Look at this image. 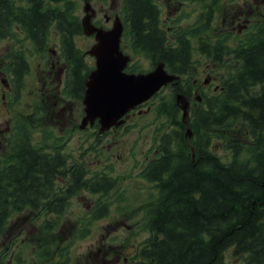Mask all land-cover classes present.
<instances>
[{"label":"trees","instance_id":"obj_1","mask_svg":"<svg viewBox=\"0 0 264 264\" xmlns=\"http://www.w3.org/2000/svg\"><path fill=\"white\" fill-rule=\"evenodd\" d=\"M21 9L20 22L32 31L31 38L41 49L50 25L56 24L62 32L63 24L69 23L59 7L46 8L39 0ZM12 10L11 2L0 7V39L12 30ZM153 11L148 3L137 4L132 35L135 53L164 60L170 70L185 73L190 84V75L195 74L192 37H198L201 52L211 60L221 62L233 56L237 67L223 77L219 93L203 95L202 102L192 104L195 157L175 95H160L154 102L156 148L141 175L157 187V200L147 210L150 237L137 248L131 264H225L230 247L244 264H264V20L255 23L248 39L232 46L228 37L214 39L206 31L205 18L210 17L202 15L199 29L181 33L179 45L167 47L165 35L149 28ZM73 39L74 35L67 36L74 50L70 59L76 63L72 86L83 91L89 68L79 49L73 47ZM26 64L22 60L21 69ZM18 134L15 153L0 160V230L11 225L14 214H21L14 224L22 223L35 215L39 203L58 195L57 182L63 180L57 178L58 173L75 182L77 189L93 182L94 189H108L106 175L84 179L80 175L84 165L69 162L57 143L36 144L26 125H20ZM13 225L8 232H13Z\"/></svg>","mask_w":264,"mask_h":264},{"label":"rangeland","instance_id":"obj_2","mask_svg":"<svg viewBox=\"0 0 264 264\" xmlns=\"http://www.w3.org/2000/svg\"><path fill=\"white\" fill-rule=\"evenodd\" d=\"M175 3L179 6L177 8L185 13V19L176 33L180 30L186 31L192 23L197 21L201 12L208 14L211 8L214 16L210 32L216 36L222 34L221 32H229L226 28L229 23L226 24L224 18L234 7L243 6L245 12L248 9L251 12L255 11L250 15L249 26L251 27L258 17L264 16V0H218L213 4L210 3L208 10L207 4L201 1L175 0ZM64 5L61 3L54 6ZM245 17L247 16H243ZM237 29L235 27L231 34L227 35L230 45L248 39L246 35L250 33V30L240 33ZM61 34L62 32L53 24L48 31L47 43L42 49H39L36 41H31L25 36H19V39H25L26 45L18 44L14 48L11 42L12 36L0 39V49L3 51L5 60L7 59L5 61L3 58V71L0 76V158H2L0 160L5 161L4 159H8L15 153L13 143L19 136L20 125L21 127L26 125L28 131L31 130L33 142L36 144L57 143L60 150L66 152L69 162L78 161L84 165L89 177L106 175L110 179L109 184L107 183L108 189L104 191L77 189L75 182L59 180L58 183L61 184L58 190L62 193L60 196L65 197L63 200H66V207L61 212L47 213L42 209L34 210L35 215L31 219L26 217L23 224L19 222L14 224L15 221H20L18 217L21 215L14 214L9 220V224H14L13 232L11 234L8 232V227L11 225L3 226L4 228L0 230V241L2 239L8 241L14 231H19L22 225L24 230L12 240L3 255H0V264H8L10 259L11 264H39L37 260H41L43 256L39 257L38 253L45 249L52 254L49 264H53L61 256L66 257L69 264H100V261L96 259L98 256L103 257L104 249L111 250L110 255H107L109 263L104 264H131L136 249L150 237L151 233L146 227L147 210L150 203L157 200V187L143 177V174L141 175L146 156L153 153L157 141L158 130L154 131V129L158 119L156 111L152 108L155 99L150 104L152 105L150 108L145 105L144 108H147L145 112L131 114L124 126L107 135L100 136L98 127L95 125L82 128L80 123L84 115V104L80 97L71 96L74 77L72 67L71 83L68 82L69 67L65 66V71L58 76L49 72L53 62L57 66L64 63L67 66L70 65L59 49L57 52L48 49V45L53 47L56 42H63ZM77 40L80 49L83 50L92 43L86 36L78 37ZM130 41L129 39L128 43ZM16 47L25 51L28 63V70H24L26 71L24 78L23 80L20 78L19 81L16 74L10 72L11 60L6 58V53L15 52ZM127 52L132 56L135 71H145L154 67L153 60L142 52L135 53L132 45ZM81 53L84 56V64L92 68L95 63L94 57L88 53ZM1 57L2 54H0ZM192 58L198 66L196 70L200 72L197 76L203 78L206 75L205 72L209 71L215 77L210 86H204V84L201 86L206 95L219 93L215 91L214 85L221 83L223 77H227L237 67V61L233 59V56L225 61L214 63L211 59L203 57L195 46H192ZM8 71L12 76L14 89L10 96L6 94L4 97L1 77L3 75L9 79ZM193 75H191V82ZM49 88L52 89V95L46 94ZM159 95L171 98L175 95V91L170 86ZM65 105H68L67 111L61 110V106ZM7 121L12 123L14 131L10 132V126L4 134L8 127ZM88 202L91 203V207L87 206ZM101 205H106L107 214L93 217L94 212ZM56 236H58L57 240L54 238ZM63 237H67L68 240L61 244L59 240L65 239ZM54 250H57L55 256ZM116 250L122 256L119 260L112 261ZM14 251L16 256H13ZM58 251H64V253H58ZM126 255L127 260H125ZM225 264H244V260L230 247L225 252Z\"/></svg>","mask_w":264,"mask_h":264},{"label":"flooded vegetation","instance_id":"obj_3","mask_svg":"<svg viewBox=\"0 0 264 264\" xmlns=\"http://www.w3.org/2000/svg\"><path fill=\"white\" fill-rule=\"evenodd\" d=\"M36 1L37 0H0V7L1 8L3 6H5V4L7 2H11L13 4V10H12L13 21L11 23L12 30H10V32L7 34V35L13 36V42H12L13 48L15 46H17L18 44H20V40H19L20 35H24V34L32 35V31L29 28L22 26V24L20 23V20L22 18V13L20 11L22 9H21L20 5L25 4L27 7H30V4H35ZM87 1H91V3H92V6H90V8H88L89 11H87L85 8V3ZM193 1L204 2L205 4H207V7H206L207 10L210 7L209 4L210 3L213 4L215 2V1L213 2V0L211 2L206 1V0H193ZM39 2L41 5H44V7H46V8H55L54 5H60L61 3L65 4L64 6H61V10L63 11V20H65L66 22H69V23H66L65 25L63 24V29H62L63 32L61 34V36L63 38V42H60V43L56 42L53 47L48 45V49L50 51H53V52H57L59 49L60 53H62L64 55V57L66 58V60L70 64L71 63L76 64V63L71 62V59H70V54H74V50L70 49V43L67 41L68 35H74V39L72 42L74 48L80 49V47H79L80 45L78 44L77 39H78V37H81V36H86L88 39H90L92 41L91 45L96 41V31L97 30H95V32L92 34H87L85 32L84 17L87 14H90L89 20H90L91 24L96 28L109 29V28H112L114 26L115 22H118V23L121 22L122 32H123L122 40H121V47L126 52H127V49L129 47H131V45L135 49L134 41L132 40V35L135 34V31H134L135 17L134 16H136L135 11H136L137 4L139 2L148 3L150 5L151 9H154L153 13L155 14V17L154 18L150 17V20H149V18H147L149 20L148 22L150 24L149 28L151 30V29H154L153 27H155L158 34L163 33L165 35L164 43L167 45V47L178 46L177 39L179 36V32L176 33V31L179 30V26H181L182 21L185 19V16L180 19V16L184 14V11L182 9L177 8L179 6H177V3H175V0H164V1L163 0H39ZM161 4H162V6H161ZM227 8H229V7H227ZM231 10H232L231 13H229L227 15V17L224 16L225 17L224 19H226V24L229 23L228 26L226 25L227 31H229V32H221L226 37L228 34H231L232 30H234L235 27L238 28L237 30L240 31V33L241 32L244 33L246 30H248L250 28L249 25L251 22L250 15L255 13V11L251 12L250 9H248V11L245 12L243 9V6L237 7V8L234 7ZM222 12H223V10H222ZM164 13H165V15H164ZM2 15H3V13H2ZM206 15H209V17H210V18H207V17L205 18V21H208V23H207L208 33L210 35H213L210 32V27L213 23L212 17L214 16L212 8H211L210 12ZM71 16H72V21L70 22L68 17H71ZM243 16H247V17L243 18ZM2 23H3V19L0 18V24H2ZM192 24H194V23H192ZM50 28H51V26L49 27V29ZM88 29H91V27ZM129 39L131 40L130 43H128ZM45 43H47V41H45ZM127 44H128V47H127ZM16 48L17 49L15 50V52H13L12 60H11V62H9L10 63L9 68H10V72L16 74V78L19 79L20 74H21V72H20L21 59H20V53H19L20 47H16ZM83 52H85V50H83ZM0 54H2V57L0 58V65H1L0 76H1L2 71H3V69H2L3 58L5 60V57L3 56V51L1 49H0ZM77 59H78V57L75 56V60H77ZM158 61L159 60H157V62ZM156 64L157 63H155L154 66ZM65 66L69 67V65L67 66L66 63H64L63 65L57 66V64L55 62H53L52 67H51L52 69H50L49 72L50 73L53 72L54 76H58L61 72L65 71V68H66ZM56 67H57V69H56ZM10 72L8 71V74L10 75L9 79H8V77H5L3 75L1 77L2 80H3V78H5V80H3V82H2L4 85V87L2 88L4 97L6 96V94H12V91L14 89V84L12 82V76H11ZM199 73L200 72L198 71V74ZM205 74L206 75L203 78H201L200 76H196L193 79L192 84H188L186 86V90L189 93V95L191 96L192 100L198 99L199 95L202 96L205 93V91L203 89H201V86H203V84H204V86H210L213 83V81L215 79L214 75L212 73H210L209 71H206ZM86 77H87V75L85 74L84 79H86ZM23 78H24V73L22 74V79ZM177 88H178V85H177ZM84 92H85V88H84V91H82V89H80V88H77L74 90V93H76L77 95H82L80 97V99H82V101H83ZM46 94L52 95L53 94L52 89L49 88V90L46 91ZM201 99H198V100H201ZM149 102H144L142 104L140 103L136 110L137 111L146 110L147 108L145 109L143 107L144 105H147V107L150 108ZM67 107H68V105L67 106L66 105L61 106V110H66ZM83 109H84V106H83ZM84 114H85V112H84ZM131 114L129 113L127 120ZM7 123H8V127H7V129H5L4 134L10 129V122L7 121ZM108 133H110V132H108ZM146 157L150 158L149 155H147ZM80 175L86 179H93V180L97 179L94 176L89 177L86 172H84ZM62 176H63L62 174H59V173L57 174V178H60L63 180H69V178L64 179ZM57 184L60 186L61 183L57 182ZM83 188H87L88 190H91V191L107 190V188L106 189H103V188H95L94 189V182L92 183V186H90V183H88ZM56 192L58 195H54L52 199L48 198L46 200L47 203H42V204L39 203L38 204L40 209H42V210H56V208H57V209L63 210L66 207V205H67L66 200H63V198H65V197L60 196V194H62V193H60L59 190H57ZM65 192L66 191H64V193ZM94 193H96V192H94ZM87 206L91 207L92 205H91V203L88 202ZM92 208H91V210L94 209V208L93 209ZM106 208H107L106 205H101L98 209H96L93 217L102 216V215L107 214V211L105 210ZM31 217L32 216H30L29 218L31 219ZM23 230H24V226H22L20 228V231H21L20 233H22ZM16 237H18V236L12 234L8 241L3 240V239L0 241L1 242L0 243V255H3L4 250L8 248L9 244L12 242L13 239H16ZM54 238H56L55 240H57L58 236H56ZM63 238H65V239L61 238V240H59V241H61V244H63L66 240H68L67 237H63ZM59 246H62V245H59ZM59 248H61V247H59ZM110 248H111V246H110ZM57 250H54V256L57 254ZM99 251H101L100 247H99ZM102 251H103V257L98 256L96 260H99L100 264L109 263V259H108L109 257H107V255H110L111 250L110 249H108V250L104 249ZM58 253L63 254L64 251H58ZM97 254H99V252H97ZM50 255H52V254L49 251H46V249L44 251H41V253H38V256L39 257L43 256V257L41 260H37V262L39 264H49V262L51 260ZM113 255L114 256H112V258H113L112 261H117L122 256L119 252L117 253V250H116V253L115 252L113 253ZM13 256H16L15 251L13 253ZM125 260H127V255H126ZM8 264H11V259L8 262ZM53 264H69V261L66 257L61 256Z\"/></svg>","mask_w":264,"mask_h":264},{"label":"water","instance_id":"obj_4","mask_svg":"<svg viewBox=\"0 0 264 264\" xmlns=\"http://www.w3.org/2000/svg\"><path fill=\"white\" fill-rule=\"evenodd\" d=\"M89 6L90 2L87 1V10ZM89 19L90 14H87L84 17L86 32L93 33L97 30V42L88 50L96 57V66L85 81L86 114L81 126H85L89 121L93 123L99 117L100 130L104 131L112 125L121 124L125 120V113L137 103L150 98L163 84L174 80L178 75L168 72L163 61L149 72L125 71L130 56L121 49V22H115L111 29L105 30L94 27ZM90 27L91 29H88ZM176 100L183 109V119L189 123V99L183 92H178ZM192 135L193 130L188 124L186 137L195 155V147L190 142Z\"/></svg>","mask_w":264,"mask_h":264}]
</instances>
